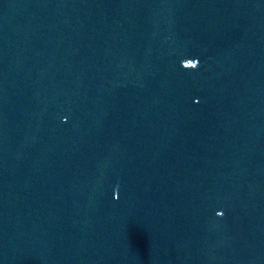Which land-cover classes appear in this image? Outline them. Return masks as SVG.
Returning a JSON list of instances; mask_svg holds the SVG:
<instances>
[{
  "label": "water",
  "instance_id": "95a60500",
  "mask_svg": "<svg viewBox=\"0 0 264 264\" xmlns=\"http://www.w3.org/2000/svg\"><path fill=\"white\" fill-rule=\"evenodd\" d=\"M0 264H264V0H0Z\"/></svg>",
  "mask_w": 264,
  "mask_h": 264
}]
</instances>
